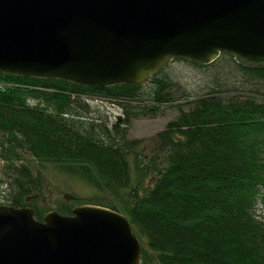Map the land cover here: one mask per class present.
<instances>
[{
  "label": "trees",
  "instance_id": "trees-1",
  "mask_svg": "<svg viewBox=\"0 0 264 264\" xmlns=\"http://www.w3.org/2000/svg\"><path fill=\"white\" fill-rule=\"evenodd\" d=\"M220 55L264 87V68ZM163 70L142 85L105 87L0 73V204L30 206L42 220L52 208L33 163H52L107 193V201L80 204L128 217L142 244L140 264H264V220L254 211L264 190V99L215 88L187 99ZM85 97L117 103L120 116L108 124ZM164 106L176 115L155 134L157 167L128 133L134 119L155 118ZM149 175L154 181L140 194ZM73 206L64 200L55 210L71 214Z\"/></svg>",
  "mask_w": 264,
  "mask_h": 264
},
{
  "label": "water",
  "instance_id": "water-1",
  "mask_svg": "<svg viewBox=\"0 0 264 264\" xmlns=\"http://www.w3.org/2000/svg\"><path fill=\"white\" fill-rule=\"evenodd\" d=\"M264 68V0H0V73L86 87L148 83L174 59ZM66 199L73 198L67 195ZM128 217L0 204V264H140Z\"/></svg>",
  "mask_w": 264,
  "mask_h": 264
},
{
  "label": "rangeland",
  "instance_id": "rangeland-1",
  "mask_svg": "<svg viewBox=\"0 0 264 264\" xmlns=\"http://www.w3.org/2000/svg\"><path fill=\"white\" fill-rule=\"evenodd\" d=\"M196 64L183 59H174L163 70L164 75L172 79L176 94L185 92L187 99H193L215 88L222 95L229 94L232 91L242 94L251 92L256 98L264 99V87L255 83L245 73L229 65L221 55L211 63ZM149 90L150 87L145 86L142 89L143 95H147ZM83 102L89 105L96 117L106 120L108 124L115 121L121 114L119 105L112 101L85 97ZM161 110V114L155 118L134 119L128 133L129 138L142 141L140 146L142 156L155 155L157 157L155 162L157 167L163 166V156L157 151L155 134L162 130L167 121L176 115L175 109L171 106H164ZM3 164V160L0 157V172ZM33 166H36L41 171L43 177V190L40 193L42 201L53 210L64 200L68 203H73L75 206L82 201L91 202L99 199L102 202V200L108 199L106 192L97 191L79 177L65 173L57 165L46 163L41 166L33 163ZM133 179L135 180L134 173ZM153 181V176H147L143 180L139 193L142 194L143 189L150 186ZM4 189L5 185L0 183V192ZM67 195H73L75 202L74 198L66 199ZM92 196L94 199H92ZM254 211L257 218L264 220V190L262 196L255 204Z\"/></svg>",
  "mask_w": 264,
  "mask_h": 264
}]
</instances>
